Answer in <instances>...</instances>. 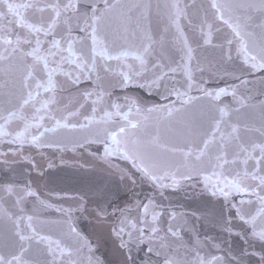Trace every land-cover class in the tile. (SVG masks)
I'll return each mask as SVG.
<instances>
[{"label":"snow or ice","instance_id":"obj_1","mask_svg":"<svg viewBox=\"0 0 264 264\" xmlns=\"http://www.w3.org/2000/svg\"><path fill=\"white\" fill-rule=\"evenodd\" d=\"M0 145V264H264V0H0Z\"/></svg>","mask_w":264,"mask_h":264},{"label":"water","instance_id":"obj_2","mask_svg":"<svg viewBox=\"0 0 264 264\" xmlns=\"http://www.w3.org/2000/svg\"><path fill=\"white\" fill-rule=\"evenodd\" d=\"M220 86H223V84H221ZM137 94L145 96V98L150 102H163L159 100V97H147L146 94L140 90H137ZM97 147L98 146L93 145L91 146L90 150L96 151ZM0 150L6 151L7 146L0 145ZM64 158L69 161L77 159V157H75L71 152L65 153ZM84 160L91 162L90 158H88L87 156L84 157ZM37 162L42 169H46L45 161L38 158ZM56 163L58 167L50 170H45L43 177L38 176L34 172L31 174V179L36 182V185L40 188L41 192L50 190L57 192L61 190L72 191L75 189H79L89 181L99 182L101 180V177H103L104 175L103 173L98 171L85 173L83 170H80L74 166H59V160H57ZM16 167L19 172H23L25 169L29 168L27 164L23 163L17 165ZM111 186L115 191L117 188V182L115 181V179H113ZM136 191L139 193L141 199H143L146 195L152 194V189L146 184L137 188ZM120 195L122 196V198L124 197L123 191L120 192ZM165 195L170 198L172 204L175 205L178 210L190 211L195 208L204 207L203 202L199 198L193 197L190 192H166ZM165 203H168V201H165ZM78 226L81 231L85 232L86 234L93 235L99 232V229L95 226L94 222L91 221L90 218L85 219L81 217L78 221ZM198 227L203 234L215 235L220 239H227V237L224 234L220 233L218 229L211 228L207 225H198ZM230 242L232 244L233 250L236 252H239L242 247H245V245H243V242L238 237L233 236ZM255 250L259 251L260 249L259 247H257ZM97 255H100L106 261V264H118V261L120 260V256L114 250L113 242L108 238L106 233L104 234V237L101 241ZM142 256L143 253H139L138 259ZM246 259L247 264H257L258 262V257L256 256H250Z\"/></svg>","mask_w":264,"mask_h":264}]
</instances>
